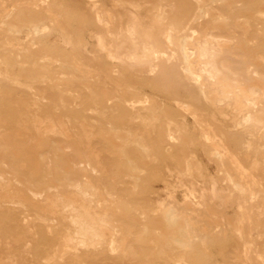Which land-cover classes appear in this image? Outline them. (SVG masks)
<instances>
[{
    "label": "rangeland",
    "instance_id": "1",
    "mask_svg": "<svg viewBox=\"0 0 264 264\" xmlns=\"http://www.w3.org/2000/svg\"><path fill=\"white\" fill-rule=\"evenodd\" d=\"M0 264H264V0H0Z\"/></svg>",
    "mask_w": 264,
    "mask_h": 264
},
{
    "label": "bare ground",
    "instance_id": "2",
    "mask_svg": "<svg viewBox=\"0 0 264 264\" xmlns=\"http://www.w3.org/2000/svg\"><path fill=\"white\" fill-rule=\"evenodd\" d=\"M161 1H165V0H161ZM218 0H216V2H217ZM221 2H222V0H221ZM225 2V1H224ZM220 3V2H219ZM230 4V3H229ZM155 5V4H154ZM128 6V5H127ZM204 7V6H203ZM156 8H158V7H156ZM127 9H129V8H127ZM158 10V9H157ZM210 10V9H209ZM206 13V16H208V17H211V14H209L208 13V11H205ZM202 14V13H201ZM216 14V13H215ZM140 15H142V14H140ZM202 16V15H201ZM200 16V17H201ZM142 17V16H141ZM158 18H159V16H157ZM204 17V16H203ZM217 17V16H216ZM225 16H223V18H224ZM144 18V17H143ZM219 18V17H218ZM217 18V19H218ZM209 19V18H208ZM207 19V20H208ZM216 19V18H215ZM159 20H160V18H159ZM205 20V19H204ZM208 21H210V20H208ZM208 21H206V22H208ZM125 22V21H124ZM141 22V21H140ZM205 22V21H204ZM214 22V21H213ZM216 23V22H215ZM250 23V22H249ZM140 24H142V23H140ZM205 24V23H204ZM206 25V24H205ZM213 25V24H212ZM143 26V25H142ZM208 26V25H207ZM225 27V26H224ZM212 28V27H211ZM219 28V27H218ZM222 28V27H221ZM226 28V27H225ZM213 29V28H212ZM215 29H217V28H215ZM223 29V28H222ZM206 30V29H205ZM220 30V29H219ZM224 30H221V32H223ZM163 32V31H162ZM205 32V31H204ZM215 32V31H214ZM216 33V32H215ZM144 35H143V37H141V35H140V43H143V44H146V43H149V44H152V48H153V53H154V58L151 60V61H144L145 63H148L149 64V66H151V67H153V68H156L157 66H158V64H159V61H161V59H162V57L164 56V55H171V51L173 50V45H172V39H171V37L168 35V33H166V35L164 36V47L165 48H167V51L164 49V50H162L161 49V46H160V44H158V43H154V42H151V34L148 32V31H145L144 33H143ZM230 34H232V33H230ZM223 35V34H222ZM225 35H227V34H225ZM126 36V35H125ZM194 36V35H193ZM197 35H195V37H196ZM211 36V35H210ZM217 36V35H216ZM220 36V35H219ZM228 36V35H227ZM127 38H128V36H126ZM133 37V36H132ZM131 37V38H132ZM224 37V36H223ZM198 38V37H197ZM225 39H227L226 38V36L224 37ZM189 38H187V41H185V44H184V49L183 50H185V53H186V55H187V57L188 56H194V58L196 57L199 61H201V62H203V63H205L206 62V66H209L210 68H211V70H212V73H219V67H220V65L217 63V52L215 51V50H213L212 49V47H213V45H212V43L210 42V43H207V42H205V43H199V45L198 46H194V44L192 43V41H191V39L190 40H188ZM199 39V38H198ZM204 39H205V37H204ZM155 40V39H154ZM196 40V39H195ZM210 40V39H209ZM208 40V41H209ZM203 41V40H202ZM161 42V41H160ZM129 43V42H128ZM215 44V43H214ZM219 44V43H218ZM125 45V44H124ZM129 45V44H128ZM162 45V44H161ZM179 45V44H178ZM180 45H181V43H180ZM220 45V44H219ZM127 46V45H126ZM182 46V45H181ZM223 46V45H222ZM191 47H192V49H191ZM219 47H221V46H219ZM175 50V49H174ZM220 52H221V50H220ZM189 58V57H188ZM193 58V57H192ZM193 58V59H194ZM222 58V57H221ZM223 59V58H222ZM196 60V59H195ZM225 60V59H224ZM188 61H189V59H188ZM193 61V60H192ZM223 61V60H222ZM172 62V61H171ZM196 63V62H195ZM221 63H223V62H221ZM226 63V62H225ZM173 64V63H172ZM187 64H188V62H187ZM194 64V63H193ZM224 65H226V64H224ZM193 66V65H192ZM199 66V65H198ZM227 66V65H226ZM200 67V66H199ZM228 67V66H227ZM202 68H204V66L202 67ZM200 69V68H199ZM192 70V69H191ZM231 70V69H230ZM190 71V70H189ZM193 71H194V69H193ZM236 72V71H235ZM230 73H232V72H230ZM195 74V73H194ZM207 74V73H206ZM211 74V73H210ZM199 75V74H198ZM197 76V75H196ZM212 76V75H211ZM235 76H236V74H235ZM220 77V76H219ZM223 77V76H222ZM221 77V78H222ZM197 78H198V76H197ZM215 78V77H214ZM224 78H225V76H224ZM226 78H227V76H226ZM218 79V78H217ZM220 79V78H219ZM225 81V80H224ZM230 82V81H229ZM252 104H253V102H252ZM256 105V104H255ZM257 107V106H256ZM252 108V107H251ZM250 108V109H251ZM255 108V107H254ZM253 108V109H254ZM249 111H251V110H249ZM256 111V110H255ZM255 111H253V113L255 112ZM257 113V112H256ZM256 113H254V114H256ZM250 115V114H249ZM251 115H252V113H251ZM249 117H252V116H249ZM260 117V116H259ZM119 131V130H118ZM117 130H116V132H118ZM121 139V138H120ZM124 141V140H123ZM188 144V143H187ZM88 150H91V149H88ZM123 150V149H122ZM89 152H91V151H89ZM88 152V153H89ZM90 154V153H89ZM93 154H94V152H93ZM90 156V155H89ZM4 165V164H3ZM240 166H241V164H240ZM208 172V171H207ZM210 173V172H209ZM211 178V177H210ZM209 178V179H210ZM204 179V178H203ZM208 179V178H207ZM212 179V178H211ZM77 186V185H76ZM78 187V186H77ZM78 188H80V187H78ZM86 188V187H85ZM82 189V188H81ZM90 189V188H89ZM95 190V189H94ZM88 191V190H87ZM81 193H82V191H81ZM94 193V192H93ZM89 194V193H88ZM83 195V194H82ZM84 195H87L86 193H84ZM12 197V196H11ZM91 197V196H90ZM93 198V197H92ZM91 198V199H92ZM86 199V198H85ZM91 199H89V201L91 200ZM92 202V201H91ZM104 204V203H103ZM69 206V205H68ZM102 206V205H101ZM70 207V206H69ZM66 208H68V207H66ZM73 208V207H72ZM70 209V208H69ZM72 210H74V209H72ZM106 210V209H105ZM71 212V211H70ZM73 212V211H72ZM75 212H76V210H75ZM166 213V212H165ZM167 214V218H166V220L168 219V221L169 222H171V217H172V215L174 214V213H172V211H170V209H169V211L166 213ZM72 215V214H71ZM80 215V214H79ZM175 215V214H174ZM87 216V215H86ZM90 216V215H89ZM82 217V216H81ZM92 217V216H91ZM97 217V216H96ZM79 218V217H78ZM101 218H103V217H101ZM109 218V217H108ZM178 218V217H177ZM177 218H176V220H177ZM93 219V218H92ZM174 219V218H173ZM179 219V218H178ZM113 220V219H112ZM88 221V220H87ZM109 221H110V218H109ZM167 221V222H168ZM185 221V220H184ZM188 221H190V223H191V220H188ZM73 223H74V221H72ZM79 222V221H78ZM85 222H86V220H85ZM91 222H92V220H91ZM103 222V221H102ZM101 222V223H102ZM111 222H113V221H111ZM176 222V221H175ZM174 222V223H175ZM183 221H181V223H182ZM184 223V222H183ZM189 223V230H190V224ZM77 224V223H76ZM85 224V223H84ZM88 224H90L89 222L87 223V225ZM114 223H112V225H113ZM170 224V223H169ZM171 224H172V222H171ZM171 224H170V226H171ZM78 225V224H77ZM76 225V226H77ZM91 225V224H90ZM89 225V226H90ZM108 225V224H107ZM176 225V224H175ZM175 225H173V226H175ZM79 226V225H78ZM80 226H81V224H80ZM109 226V225H108ZM169 226V225H168ZM170 226H169V228H170ZM182 226H184V225H182ZM192 226V225H191ZM98 227V226H97ZM180 227H181V225H180ZM194 227V226H193ZM183 228V227H182ZM103 229V228H102ZM178 229V228H177ZM187 229V228H186ZM185 229V230H186ZM87 232H90V231H92V229L91 228H86L85 229ZM175 230V229H174ZM183 230V229H182ZM188 230V229H187ZM82 231H83V229H82ZM105 231V230H104ZM192 231L194 232V228L192 229ZM86 232V233H87ZM102 232V231H101ZM173 232V231H172ZM180 232V231H179ZM182 232V231H181ZM186 232V231H185ZM191 233V231H188V233ZM85 233V232H84ZM99 233V232H98ZM188 233H187V235H188ZM189 233V234H190ZM171 234V233H170ZM86 235H88V234H86ZM90 235V234H89ZM104 235V234H103ZM172 235H174V234H172ZM172 235H171V237H172ZM178 235V234H177ZM186 236V234L184 233L183 235H182V239H183V236ZM106 236V235H105ZM82 237V236H81ZM89 238H90V236H88ZM96 237V236H95ZM170 236H168V238H169ZM170 237V238H171ZM173 237H175V236H173ZM172 237V238H173ZM85 238H86V236H85ZM177 238H179V237H177ZM184 238H186V237H184ZM171 240V239H170ZM187 240V239H186ZM185 240V241H186ZM173 241V240H172ZM169 242H171V241H169ZM175 242V241H174ZM177 242H178V240H177ZM181 242V241H180ZM183 242H184V240H183ZM186 243V242H185ZM184 243V244H185ZM169 244V243H168Z\"/></svg>",
    "mask_w": 264,
    "mask_h": 264
}]
</instances>
